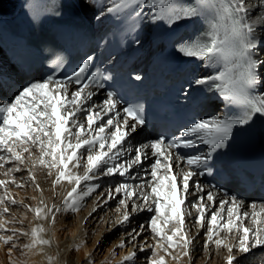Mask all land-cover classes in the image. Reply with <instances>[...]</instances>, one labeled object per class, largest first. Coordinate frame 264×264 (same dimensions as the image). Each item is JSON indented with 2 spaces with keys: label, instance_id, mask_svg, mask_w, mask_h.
Segmentation results:
<instances>
[{
  "label": "snow or ice",
  "instance_id": "6c2138e0",
  "mask_svg": "<svg viewBox=\"0 0 264 264\" xmlns=\"http://www.w3.org/2000/svg\"><path fill=\"white\" fill-rule=\"evenodd\" d=\"M68 3L91 11L92 20L109 19L124 34H135L137 45L139 31L146 28H161L175 37L176 55L199 61L207 70L191 75L180 88L181 98L214 95L220 101L215 105L218 111L190 120L171 135H145L144 104L124 102L117 92L105 88L113 76L107 68L101 70L97 55L81 57L71 72H64L63 50L50 48L47 70L40 79L17 82L9 77L0 82V217L9 214L12 206L23 205L10 186L30 185L41 198L37 206L23 207L50 226L57 214L79 211L93 193L92 212L116 201L118 216L113 223L124 231L117 247L132 248L120 264H137L138 253L148 250L144 264H168L169 259L180 264L185 258L195 264L197 251L208 252L211 259L221 250H226L225 264H241L253 249L264 248V202L249 206L238 196L218 199V186L205 187L201 179L213 175L214 154L228 146L237 130L264 119V0ZM26 7L31 9V23L39 26L48 15L62 14L65 5L30 0ZM193 22L201 24L198 32L192 36L181 32ZM102 41L106 46L108 41L103 37ZM132 78L139 81L142 76ZM37 171L51 178L54 189L68 186L61 205L45 202ZM17 173L26 175L17 177ZM105 178L109 182L101 184ZM245 207L251 211H242ZM144 212L149 215L137 224L134 218ZM248 220L251 223L245 224ZM15 223L23 222L0 219V243L9 257L13 249L26 255L51 247L43 223L30 230L7 227ZM21 236L28 242L19 244ZM48 261L51 264L52 257ZM68 264L76 262L70 259ZM83 264H94L92 253Z\"/></svg>",
  "mask_w": 264,
  "mask_h": 264
},
{
  "label": "bare ground",
  "instance_id": "6f19581e",
  "mask_svg": "<svg viewBox=\"0 0 264 264\" xmlns=\"http://www.w3.org/2000/svg\"><path fill=\"white\" fill-rule=\"evenodd\" d=\"M17 7V0H0V16H4L6 14H11L14 12V10ZM85 14L90 18L92 13L91 11H85ZM92 20V19H91ZM108 19L103 20L102 22H97L95 20L94 23L100 27L104 25L107 22ZM161 28H151V29H144L142 35L139 37L140 44L137 45L136 43L132 42L129 48L121 55L118 56L116 60H125L126 62L133 57L134 58V65H142L143 63H149L155 59L156 56H152L153 49H152V38L155 34H157ZM6 61V65L8 66V71L6 70L7 66H3L1 63ZM4 64V63H3ZM0 69L4 74H10L13 79H15L17 82L24 81L25 78L22 77L21 73L18 72L15 65L8 62V57L3 53V51L0 48ZM207 71L206 69L201 68L200 73ZM38 80V77H36ZM99 91V90H98ZM4 95L8 94V89L5 88ZM96 101L99 102L100 99H102V94L98 95L96 98ZM220 101H215L213 105H211L202 116H209L214 115L218 111V109L215 107V105L219 104ZM264 121V119H263ZM247 128V127H246ZM246 128L239 129L236 131L234 138L232 141L234 142L235 146H238L242 140L246 137ZM145 135H150L149 132H145ZM139 139H143V137H139ZM185 151V150H181ZM37 181L40 184V187L43 189V199L48 205L55 204L57 206L61 205L64 195H66V191L70 190L67 185L64 187L57 186L55 189L52 186L51 178L45 179L46 173L43 171H37ZM17 177L21 175H26V173H17ZM202 179V178H201ZM203 180V179H202ZM108 178H105L100 181L101 184H107ZM114 182V181H113ZM205 187H207L209 184H207L204 181ZM27 190L32 192L33 197L29 199L25 204L31 205L33 207L38 205V202L41 198V193L34 190L32 186H26ZM16 189L14 186H10V190L13 191ZM217 191V198H224L229 199L230 196H226L222 194L219 190ZM96 200V195L93 193L91 197H87L84 200L83 206L80 208L79 211H77V223H75L76 230L80 229L79 238H81L79 244H84V232L83 227H85V224L94 225L95 222L99 220L100 217H102V220L110 219L112 218V221H115L117 219V212L113 211L111 209V204L116 203V201H109V204L98 208L96 212H92V208L94 206ZM242 201V200H241ZM247 205H251L253 202L251 201H245ZM259 205V203H257ZM106 211V212H105ZM242 211H251L250 207H245L242 209ZM10 212H16L18 214H21L22 220L24 219L26 221V225L22 223V227H20L22 230H30L33 226H36L39 223H43L44 227L48 230L45 234V238H49L52 241L51 247H46L42 251L40 249L27 252L26 255H22L21 252L16 251L15 249L12 250L11 256H8V249L5 246V248L0 247V264H49L48 257H52L51 264H68V261L70 259L75 260L76 264H83L84 261V254L82 251H72L74 248L79 247V244L70 243L69 241H63V237L60 235V231H63L62 228L57 229L58 227L62 226V223H65V218L69 217L70 215H73L72 212H61L57 214L56 223L52 226H50L47 222H41L34 218V214L30 211H28L25 207L19 205L12 206L10 208ZM89 213H92L91 217L89 216ZM17 214V215H18ZM149 214L144 212L140 213L138 217H135V221L138 224L139 221H143L146 216ZM4 218L6 219V215L3 217H0V219ZM83 223V224H82ZM251 221H245V224H250ZM82 224V226H81ZM113 226L110 228L113 231L108 232V234L105 235V240L112 239L111 245L117 244L121 242V240L124 238V231L122 228L117 227L114 223H112ZM21 225V224H20ZM103 227V226H102ZM82 228V229H81ZM79 232V231H78ZM195 232V229L193 230ZM202 233V232H201ZM201 236V242H202ZM79 239H76V241ZM28 242V237H25L22 239V241H19V244H24ZM125 249L122 251V249L119 252V256L117 258H113L112 260L108 262H104L103 264H109L110 262H113V260L121 261L122 258L127 255L130 251H132L131 246L123 248ZM126 251L127 254H126ZM150 251H148V254H150ZM235 252V250H234ZM147 253H138L139 259L137 261V264H142V260H144V256ZM201 256L200 259H203L202 261H198L199 264H202V262L209 257V253L205 252L201 254L199 251L194 253V256ZM226 255V250H221V252L211 258L210 263L208 264H215L216 259L219 258L221 261V264H225L223 257ZM199 259V260H200ZM259 260H264V248H257L253 249L251 253L247 254L243 259L242 262L244 264H257L259 263ZM187 258L183 259V264H187ZM209 262V259H208ZM218 262V261H217ZM95 264V263H94ZM168 264H174L171 259L168 260ZM242 264V263H241Z\"/></svg>",
  "mask_w": 264,
  "mask_h": 264
},
{
  "label": "rangeland",
  "instance_id": "374dc122",
  "mask_svg": "<svg viewBox=\"0 0 264 264\" xmlns=\"http://www.w3.org/2000/svg\"><path fill=\"white\" fill-rule=\"evenodd\" d=\"M3 63H1V64L4 67L7 66L6 61ZM6 70L8 71V66L6 67ZM11 192L18 201H23V205H26L25 203L33 197L32 192H30L26 188H23V189L16 188ZM18 205H19V207L23 206L20 204H18ZM111 209L113 211H116V203L111 204ZM17 214L18 213H16V212H10L9 214L6 215L5 220H12L13 218H15L17 221H22L23 224L26 225V221L24 219L22 220L21 214H18V215ZM76 214L77 213L75 212V213H73V215L66 217L65 223H62V226L57 228V229L62 228L63 231H60V235L63 237L64 242L69 241L70 243L79 244V242L81 241L80 240L81 238L78 237L79 233H80V229L76 230V227H75V223H77V221H78ZM2 219H4V218H2ZM112 223H113L112 218H110V219L107 218L105 220H102V217H100L99 220L94 223V225L90 226L89 224H85V227H83L84 228L83 232L85 233L84 234L85 242H84V244H79V247H80L79 250L82 251V253L84 254V259L89 253H92L93 258H94V263L95 264H103L104 262H108V261L112 260L113 258H117L119 256V252L121 249L117 247V244L111 245L112 239L105 240V238H104L105 235L108 234V232L113 231L112 229H110L113 226ZM82 224H81V226H82ZM7 227L8 228L14 227L17 229H21L20 227H22V225H20V223H15V224H9V225H7ZM202 235H203V232L201 233V236ZM145 237H147V234H145ZM23 238H25V237H23V236L19 237V241H22ZM76 239H79V240L76 241ZM149 243H153V241H151L149 239ZM0 247L5 248V245L0 243ZM124 250L125 249H122V251H124ZM127 252L128 251H126V254H127ZM147 254H148V252H147ZM200 257H201L200 255L196 256L198 261L203 260V259H200ZM197 259L195 261V264H199V262H197ZM208 259L209 258L205 259L202 262V264L210 263L211 259H209V262H208ZM114 261L115 260H113V262H110L109 264H120V260L116 261V262H114ZM173 263L175 264L174 261H173ZM241 263L244 264L242 261H241ZM142 264H144V260H142ZM180 264H183V260L180 262ZM187 264H188V261H187ZM215 264H221V261L219 260V258L216 259ZM257 264H264V260H259V263H257Z\"/></svg>",
  "mask_w": 264,
  "mask_h": 264
}]
</instances>
